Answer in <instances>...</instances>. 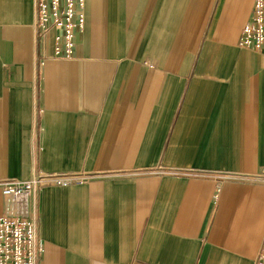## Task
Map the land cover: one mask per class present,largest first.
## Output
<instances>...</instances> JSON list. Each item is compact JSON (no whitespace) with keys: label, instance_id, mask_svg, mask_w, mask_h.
I'll use <instances>...</instances> for the list:
<instances>
[{"label":"crops","instance_id":"1","mask_svg":"<svg viewBox=\"0 0 264 264\" xmlns=\"http://www.w3.org/2000/svg\"><path fill=\"white\" fill-rule=\"evenodd\" d=\"M254 0H85L71 58L0 0V179L37 192L38 264H252L264 242ZM3 199L0 196V214Z\"/></svg>","mask_w":264,"mask_h":264},{"label":"built area","instance_id":"2","mask_svg":"<svg viewBox=\"0 0 264 264\" xmlns=\"http://www.w3.org/2000/svg\"><path fill=\"white\" fill-rule=\"evenodd\" d=\"M85 0H32L34 42L52 32L51 55L71 58L76 33L85 25ZM238 45L264 54V0H254L249 20L242 26ZM86 173L44 172L32 166L29 178L0 179V264H38L42 253L37 227V192L46 186L81 184ZM252 264H264V242Z\"/></svg>","mask_w":264,"mask_h":264}]
</instances>
